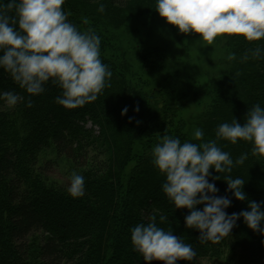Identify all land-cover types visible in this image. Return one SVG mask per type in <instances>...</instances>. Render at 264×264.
I'll use <instances>...</instances> for the list:
<instances>
[{
  "label": "trees",
  "instance_id": "trees-1",
  "mask_svg": "<svg viewBox=\"0 0 264 264\" xmlns=\"http://www.w3.org/2000/svg\"><path fill=\"white\" fill-rule=\"evenodd\" d=\"M155 7L156 0H65L68 20L100 36V58L112 72L98 98L82 107L58 104L62 89L51 80L43 93L31 95L0 69V93L23 98L13 107L0 100V264H33L29 238L36 233L40 264H163L144 261L131 243V228L153 216L196 252L192 261L176 264L217 257L229 242L234 264H264V235L242 217L219 242L200 243L199 230L185 226L189 210L169 201L162 191L166 177L152 163V149L163 135L197 144L216 140L220 124L234 119L243 124L254 105L264 107V38L217 37L221 55L204 58L186 47L185 59L175 56L164 43L130 46L119 31L129 20L152 16ZM170 28L180 41L183 33ZM125 106L128 112L121 115ZM190 106L197 110L187 115ZM197 128L202 140L194 138ZM217 144L234 161L231 173L210 169L219 176L209 177L219 189L216 195L231 198L226 212L264 201V157L254 156L244 140ZM47 146L81 169L82 197L69 195V183L48 182L37 159ZM245 153L244 163L235 164ZM228 176L243 179L245 200L225 191Z\"/></svg>",
  "mask_w": 264,
  "mask_h": 264
},
{
  "label": "clouds",
  "instance_id": "clouds-1",
  "mask_svg": "<svg viewBox=\"0 0 264 264\" xmlns=\"http://www.w3.org/2000/svg\"><path fill=\"white\" fill-rule=\"evenodd\" d=\"M64 3L65 0H0V69L31 95L43 93L44 85L51 80L62 89L56 102L74 109L95 101L112 72L100 58V36L91 28L81 31L70 22L62 8ZM155 9L180 33H197L207 45L225 35L240 36L248 42L264 38V0H156ZM259 51L256 49L257 54ZM21 99L10 91L0 93V100L8 107ZM134 111H139L138 105ZM127 112L125 106L121 115ZM193 135L202 140L204 133L197 128ZM215 135L216 140L200 144L181 142L179 137L170 135L159 139L152 149V163L166 177L162 191L175 208L189 210L185 226L199 230L202 244L217 243L228 236L241 217L250 229L264 235V201H249L248 210L229 214L226 209L231 198L216 195L219 189L209 181V177L213 181L219 179L212 176L210 169L231 173L234 166L230 154L218 146L217 140L250 142L252 154L264 157V107L254 105L243 124L237 119L220 124ZM245 159L247 153L235 164H243ZM226 182V192L238 200L246 199L242 178L228 176ZM67 191L74 198L82 197L84 177L73 172ZM198 205L204 206L198 209ZM165 219L160 217L161 221ZM131 243L147 262L176 264L178 260L192 261L196 256L190 244L159 227L155 216L148 223L131 228Z\"/></svg>",
  "mask_w": 264,
  "mask_h": 264
},
{
  "label": "rangeland",
  "instance_id": "rangeland-1",
  "mask_svg": "<svg viewBox=\"0 0 264 264\" xmlns=\"http://www.w3.org/2000/svg\"><path fill=\"white\" fill-rule=\"evenodd\" d=\"M123 35L125 42H128L130 46L137 47H149L158 43H164L168 46L169 51L175 56H184L185 49L193 50L196 53L200 52L202 58L205 56L216 57L220 56V48L213 43L207 45L206 42L199 40V34H183L180 41L176 40V33L171 30L170 24L166 22V19L161 17L155 10L150 17H144L137 20L128 21L127 25L119 31ZM186 47V48H185ZM132 55L134 51L130 50ZM196 108L189 107L185 114L196 112ZM87 127H90V123H87ZM97 130L96 128H94ZM38 164L44 176L51 184L63 185L70 182V177L73 172L81 174V169L74 166L68 159L64 157H57L52 147L47 146L38 153ZM39 233L34 234L29 238L31 241L30 261L33 264H40L37 255L39 245ZM235 250L232 245L227 243L221 254L217 257H210L200 259L198 264H234L235 263Z\"/></svg>",
  "mask_w": 264,
  "mask_h": 264
}]
</instances>
